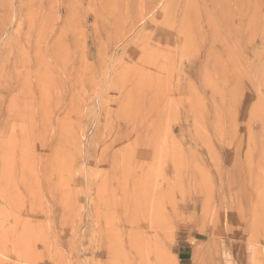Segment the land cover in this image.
I'll return each instance as SVG.
<instances>
[{
  "label": "rangeland",
  "instance_id": "1",
  "mask_svg": "<svg viewBox=\"0 0 264 264\" xmlns=\"http://www.w3.org/2000/svg\"><path fill=\"white\" fill-rule=\"evenodd\" d=\"M0 264H264V0H0Z\"/></svg>",
  "mask_w": 264,
  "mask_h": 264
}]
</instances>
